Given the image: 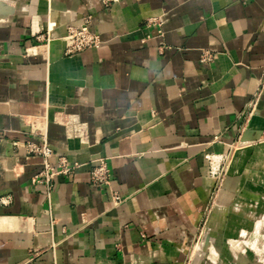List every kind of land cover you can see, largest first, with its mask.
<instances>
[{"label": "crops", "instance_id": "obj_1", "mask_svg": "<svg viewBox=\"0 0 264 264\" xmlns=\"http://www.w3.org/2000/svg\"><path fill=\"white\" fill-rule=\"evenodd\" d=\"M87 16L97 48L65 56L62 41L35 40ZM263 78L264 0H0V264H186L213 199L206 156L237 139L247 148L216 202L232 201L231 232L249 228L235 217L264 214ZM72 123L87 143L66 136ZM25 141L49 147L54 168L78 165L49 198ZM98 157L117 206L90 185Z\"/></svg>", "mask_w": 264, "mask_h": 264}, {"label": "built area", "instance_id": "obj_2", "mask_svg": "<svg viewBox=\"0 0 264 264\" xmlns=\"http://www.w3.org/2000/svg\"><path fill=\"white\" fill-rule=\"evenodd\" d=\"M102 3L107 6L116 0H101ZM147 25H160L155 18L147 20ZM160 34V31H158ZM35 40L41 43H48L52 40V36L48 29L42 30L35 35ZM63 42V54L70 56L77 54L88 48L99 47L101 41L97 33L89 29V17H84L77 25H69L65 27L64 35L61 37ZM213 53L209 50H202L200 52L199 61L201 63H207L212 60ZM264 82V78L262 83ZM257 90L247 105V111L242 118L249 117L255 110L256 100L259 95ZM65 134L69 138H76L80 143H87V131L86 126L83 123H72L64 125ZM34 132V130H32ZM14 147H17V143H12ZM24 154L27 157L40 156L42 159V168L36 173L30 180L32 186L42 187L47 197L49 198L52 182L56 175H67L72 173L78 165L76 163L70 164L65 157L60 156L57 159L56 167H52L48 163V158L51 155V150L45 144L38 145L32 141H25L22 143ZM229 147H234L230 145ZM217 161H210L211 175L210 178L213 181V189L211 196L219 189L220 183L223 179V172L226 169V161L228 154L214 156ZM210 156H207V159ZM209 160V159H208ZM89 181L90 185L97 189H103L107 191L110 201L113 206H117L122 203L123 198L110 188V169L107 161L103 157H98L94 160V164L89 169ZM47 198V199H48Z\"/></svg>", "mask_w": 264, "mask_h": 264}, {"label": "rangeland", "instance_id": "obj_3", "mask_svg": "<svg viewBox=\"0 0 264 264\" xmlns=\"http://www.w3.org/2000/svg\"><path fill=\"white\" fill-rule=\"evenodd\" d=\"M245 123H246V119L241 124L242 127L241 130L243 129ZM246 144L247 143H244L240 139H237L235 143L232 144L234 147H228V152H227L228 158L226 161V169L223 172V179L220 183L219 189L212 196L213 199L210 201L212 204L210 205L209 211L204 217L202 224L198 229V233L191 247V251L189 254L190 257H188V261L186 262V264H192L193 260H194L193 264H201L200 263L201 260H202V264H229L227 262V259L225 258L224 260V258L222 257L223 252L231 251V250L233 251V248H235L236 244L237 246L243 245L244 247L245 244L240 240H243L246 243V246H248V243L250 244L253 242L255 245L259 247V251L261 253L262 251H264V239H262L264 236L263 212L262 214L251 213V214L235 217L237 219L238 218L241 219L242 223L246 225L250 224L251 226L249 228L240 227L233 233L230 231L232 229L231 227L232 219L234 218V216H232V213L234 211L233 210L234 205L232 201L230 202L229 205L224 207L219 206V204L216 202L218 191L220 190L224 178L226 177V175L228 174L231 168V162H229V159H232L233 155L236 152H240L243 149L247 148L245 147ZM218 155L211 153L207 154V156H210V158H208L209 160L207 159L209 167H210L209 162L212 161L213 163V161H217L214 156H218ZM210 175H211V168H209V176ZM260 195H262V193H259V195L257 196ZM256 206L257 203L255 201L253 203L247 201L246 205H244V207L247 209H252L251 207H256ZM248 234H250V236H248ZM240 235L242 236L241 238L239 237ZM243 251H249L248 247H246ZM249 258L252 260L254 259V263H255L257 256H252ZM237 264L240 263L238 262Z\"/></svg>", "mask_w": 264, "mask_h": 264}, {"label": "bare ground", "instance_id": "obj_4", "mask_svg": "<svg viewBox=\"0 0 264 264\" xmlns=\"http://www.w3.org/2000/svg\"><path fill=\"white\" fill-rule=\"evenodd\" d=\"M54 40L62 41L61 37H58L57 35H54V36L52 35V40L51 41H54ZM229 162H232V159H229ZM248 236H250V234H248ZM239 237L241 238L242 236L240 235ZM262 239H264V236H263ZM240 241H242L245 244V246H246V243L243 240H240ZM245 246L244 247H243V245L237 246V244H236L235 248H233V251L232 250L231 251H226V255L229 257V263H232V264L236 263L237 264L239 262L240 264H264V253H263L264 251H262V253H263L262 254L259 251V247L257 245H255L253 242L250 243V244L248 243V246H246V247H248L249 251H243L246 248ZM235 250H236V253H235ZM252 256H257V258H256L257 261L255 260V263H254V259L252 260V259L249 258V257H252ZM235 260H237V261H235Z\"/></svg>", "mask_w": 264, "mask_h": 264}]
</instances>
